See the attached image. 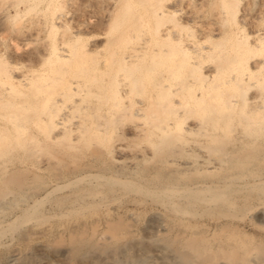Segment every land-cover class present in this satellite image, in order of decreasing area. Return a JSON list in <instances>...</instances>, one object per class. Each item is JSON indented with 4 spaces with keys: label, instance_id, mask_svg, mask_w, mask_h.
<instances>
[{
    "label": "bare ground",
    "instance_id": "6f19581e",
    "mask_svg": "<svg viewBox=\"0 0 264 264\" xmlns=\"http://www.w3.org/2000/svg\"><path fill=\"white\" fill-rule=\"evenodd\" d=\"M67 1L20 0L7 4L6 9L0 10V25L7 18L18 21L31 10L49 12L39 29L56 33L61 30V45L73 43L77 48L81 36L67 19L57 15L59 6ZM125 1L129 0H119L120 3ZM153 3V15L164 23L138 48L134 47L137 38L130 34V27L117 26L109 50V63L107 58L94 67L88 60L78 63L92 52L87 44L77 51L72 49L61 54L63 48L55 43L53 52L47 57L48 60L54 57L51 70L19 75L21 71L13 67L9 46L0 48V84L3 85L0 88V151H10L18 141L38 145V136L49 142L63 138L67 129L60 113V103L70 99L74 107L88 117L87 121H93L91 126L83 128L78 139L84 138L86 143L90 141L100 146V150L94 153L95 158L114 167L120 174L130 173L123 162L114 157L116 152L124 150L114 140L122 136L123 125L132 124L134 134L147 141L152 158L159 159L161 166H155L154 171L168 180L159 186V193L166 196L179 216L178 220L184 222L195 215L190 207L232 205L234 199L229 193L233 189L251 188L263 182L255 179L237 183L241 176L246 180L257 175L256 170H247L250 163H264V23L259 22L260 28L255 32H248L240 24L238 7L233 1L224 0L221 10L225 20L218 24L222 27L210 29L201 40L174 18L183 6L182 0H153ZM0 41L6 44L4 39L0 38ZM150 42L156 47H151ZM103 66L105 70L100 79L94 75L88 82L58 77L67 71L76 77L88 76V72L96 73ZM17 86H29L30 91L22 99L14 100L12 94ZM55 90L59 92L53 93ZM92 94H96L95 99L87 100ZM73 96H78V100ZM85 102L87 104L82 105ZM32 129L37 135L29 133ZM198 150L208 153L209 158L203 167L202 163H197L201 156ZM139 155L140 152L133 154L132 161ZM202 156L200 160L205 159ZM1 167L0 163L3 177ZM199 168L206 173L223 171L228 174L216 184H184L185 187L181 185L183 188L177 190L180 179ZM94 178L107 179L99 175ZM78 182L73 181L55 190L73 187L74 193ZM115 183L108 185L111 192L124 191L131 185L127 179ZM211 189L221 191L209 196L207 192ZM99 196L97 193L92 198ZM85 200L79 195L75 203H84ZM16 201L17 198L13 197L7 198L6 202L14 204ZM234 225L233 222L219 221L216 227L224 229ZM49 230L39 228L26 236L29 241L44 240ZM77 234L79 237L75 234L71 238L72 244L84 242L83 233L80 231L81 236ZM114 236L117 235L112 236L115 240ZM250 247L238 238L233 244L217 249L206 239H191L180 242L177 250L187 253L185 260L190 264H264L263 250ZM83 263L94 264L90 259Z\"/></svg>",
    "mask_w": 264,
    "mask_h": 264
},
{
    "label": "rangeland",
    "instance_id": "374dc122",
    "mask_svg": "<svg viewBox=\"0 0 264 264\" xmlns=\"http://www.w3.org/2000/svg\"><path fill=\"white\" fill-rule=\"evenodd\" d=\"M17 1L20 0H0V10ZM182 1L183 6L174 18L186 31L203 40L210 29L222 27L218 24H223L225 20L221 10L224 0ZM230 1L238 7V19H242L240 24L248 32H255L260 28L259 22L264 23V0ZM153 9V0H129L122 3L119 0H69L59 6L57 15L67 19L81 36L77 48L73 43L61 45V30L58 33L48 29L40 30L49 12L37 10L23 14L18 21L10 18L4 20L0 25V38L6 44L0 41V48L9 46L13 67L21 71L19 75L51 70L54 57L49 60L47 57L53 52L55 43L63 48L61 54H67L72 49L77 51L87 44L92 52L78 63L88 60L89 65L94 67L98 63L101 65L106 58L110 62L109 50L117 26L130 27V34L137 38L134 40L135 48L144 45L156 28L164 23L155 18ZM10 14L13 15V10ZM150 43L151 47H156L155 43ZM104 70L103 66L96 73L91 71L88 76L82 77L72 76V72L67 71L58 77L88 82L94 75L100 79ZM16 89L12 94L14 100L22 99L30 91L29 86H17ZM58 92L53 91L55 94ZM72 93L75 94V91ZM94 95L87 100L95 99ZM78 98L73 96L74 100ZM60 105L67 129L63 138L49 142L38 136V145L18 141L10 151H0L1 169L5 174L3 177L0 175V264H84L88 259L94 264H190L185 260L187 253H179L177 248L180 242L191 239H206L211 247L217 249L233 244L238 238L252 248L263 250L261 255L264 258V163L255 161L247 166L248 171L256 170L257 175L246 180L241 176L237 183L255 179L263 182L251 188L233 189L229 195L234 199V204H199L190 207L191 213H195L193 218L180 222L169 200L159 193V186L168 181L161 173L154 171L155 166H161L159 159L152 158V152L147 149V141L134 134L132 124L123 125L122 136L114 140L124 148L116 152L114 157L123 162L130 173L120 174L114 167L95 158L94 153L100 150V146L90 141L86 143L84 138L78 139L83 128L91 126L93 121H87L88 117L74 107L70 99ZM29 133L37 135L33 129ZM199 151L205 159L200 160V156L197 163H202L203 167L209 157L207 151ZM137 152L140 155L132 161V155ZM203 170L199 168L185 174L179 185H201L203 182L216 184L228 174L208 171L209 174ZM98 175L106 177V181L95 179ZM126 179L131 185L125 187L124 191H110L108 185ZM73 181H80L75 186L74 193L77 194L72 193L73 187L55 190ZM179 185L177 190L183 188ZM220 191L211 189L207 195ZM97 193L100 196L93 199L92 196ZM79 195L86 199V203H75ZM13 197L17 198L14 204L6 202L7 198ZM88 202L93 203L88 205ZM181 207L187 209L184 205ZM219 221H229L235 225L220 229L216 227ZM43 227L50 228L46 239H27L34 230ZM80 231L84 235L81 237L85 238L84 242L72 244L71 238L78 236ZM113 235H117L114 236L115 240ZM254 253L257 254L256 251Z\"/></svg>",
    "mask_w": 264,
    "mask_h": 264
}]
</instances>
